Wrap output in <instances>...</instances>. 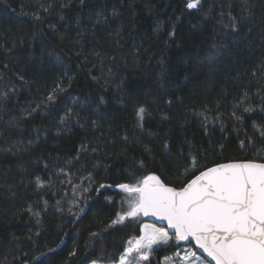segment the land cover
Returning <instances> with one entry per match:
<instances>
[{"label":"trees","instance_id":"obj_1","mask_svg":"<svg viewBox=\"0 0 264 264\" xmlns=\"http://www.w3.org/2000/svg\"><path fill=\"white\" fill-rule=\"evenodd\" d=\"M186 3L0 0V264H114L145 221L116 185L264 149V0Z\"/></svg>","mask_w":264,"mask_h":264},{"label":"snow or ice","instance_id":"obj_2","mask_svg":"<svg viewBox=\"0 0 264 264\" xmlns=\"http://www.w3.org/2000/svg\"><path fill=\"white\" fill-rule=\"evenodd\" d=\"M200 4L201 0H187L186 8L197 9ZM232 29L237 31V24L233 23ZM57 91L64 89L57 85L47 100L54 101ZM252 111L251 105L243 108L245 113ZM146 112L143 105L137 108L138 127L143 128ZM233 116L238 121L243 119L235 112ZM66 118L67 114L61 122ZM254 127H257L255 122ZM260 136L264 139V128ZM248 144L255 148V141L249 139ZM240 145L242 149L246 147L244 141H240ZM164 146L167 149V142ZM256 151L258 156L251 159H233L204 167L180 187L166 183L156 173L143 176L132 173L129 182L116 185L123 193L120 203L126 205V210L117 212L112 225L141 216L166 222V227L143 225L142 235L128 241L129 248L121 255L120 264H145L162 245L183 241L194 242V247L202 250L214 264H264V149ZM189 161L184 167V176L193 174L198 168L197 157L191 152ZM140 166L144 167L143 161ZM36 179L40 185V177ZM92 264L98 261L93 260ZM179 264L209 262L196 251L188 250L179 257Z\"/></svg>","mask_w":264,"mask_h":264},{"label":"rangeland","instance_id":"obj_3","mask_svg":"<svg viewBox=\"0 0 264 264\" xmlns=\"http://www.w3.org/2000/svg\"><path fill=\"white\" fill-rule=\"evenodd\" d=\"M145 224L154 225L155 227H162V226H159V225H157V224H155L153 222H149V221H146V220L143 222L142 227ZM140 235H142V233ZM139 236L134 237V238H132L130 240H134L135 238H138ZM127 248H129V244H127L126 249ZM126 249H125V251H126ZM188 250H194V251L197 252L195 247L192 244H190V243L185 244L183 242H178V243L177 242H172V243H170L167 246H163L162 245L161 247H159L155 251V253L153 255L150 256L149 261L145 262V264H179V257L183 256L185 254V252L188 251ZM125 251H124V253H125ZM177 253H179V256L177 255ZM197 255L200 256L202 259H205L206 261H208L200 253L197 252ZM88 264H92V262H90ZM98 264H101V263H98ZM114 264H120V260L118 262L114 263ZM209 264H211V263L209 262Z\"/></svg>","mask_w":264,"mask_h":264},{"label":"water","instance_id":"obj_4","mask_svg":"<svg viewBox=\"0 0 264 264\" xmlns=\"http://www.w3.org/2000/svg\"><path fill=\"white\" fill-rule=\"evenodd\" d=\"M143 218L146 221L153 222V223H155V224H157L159 226H162V227H166V222L165 221H161V220L157 219L156 217H152V216L144 217L143 216ZM183 243H185V244L190 243V244H192L194 246V242L183 241ZM195 249L197 250L198 253H200L201 255H203L211 264H214V261H211V258L210 257H207V255L205 253H203L202 250L197 249V248H195Z\"/></svg>","mask_w":264,"mask_h":264}]
</instances>
